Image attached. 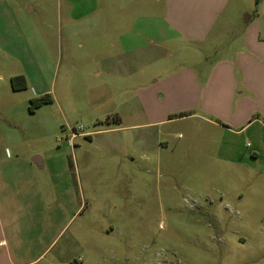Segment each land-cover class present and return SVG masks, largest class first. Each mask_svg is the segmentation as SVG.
Masks as SVG:
<instances>
[{
  "label": "rangeland",
  "instance_id": "1",
  "mask_svg": "<svg viewBox=\"0 0 264 264\" xmlns=\"http://www.w3.org/2000/svg\"><path fill=\"white\" fill-rule=\"evenodd\" d=\"M98 5L108 14L102 30L112 56L144 67L140 51L118 38L136 24L123 16L133 8ZM90 9L92 0H0V171H24L15 184L65 188L63 207L50 202L36 228L24 220L12 263L0 264H264V152L247 161L252 141L242 140L239 161L217 157L223 131L200 108L183 110L193 96L171 98L162 83L189 66L169 44L171 54L153 53L142 78L109 75L96 62L103 50L92 47L103 34H92V15L82 16ZM19 75L28 85L16 91ZM47 94L53 102L31 112L32 99ZM150 107L179 119L146 126ZM142 138L165 149L142 159ZM56 213L59 226L49 229L44 222Z\"/></svg>",
  "mask_w": 264,
  "mask_h": 264
},
{
  "label": "crops",
  "instance_id": "2",
  "mask_svg": "<svg viewBox=\"0 0 264 264\" xmlns=\"http://www.w3.org/2000/svg\"><path fill=\"white\" fill-rule=\"evenodd\" d=\"M123 2L127 9L133 8L131 13L128 10L123 16L128 20L132 15L136 18V24L118 38L126 50L140 51L144 67L131 70L128 60L123 64L122 59L112 56L110 36L106 30H102V27L106 29L108 14L102 18L98 0H92V9L83 12L82 16L86 18L92 15V34H103L104 37L102 41L92 42L93 50H103L97 64L109 75L125 81L142 78L146 69L155 62L153 53L166 51L171 54L164 47L169 44L172 50L181 52L179 56L188 59L189 66L164 78L162 83H166L167 94L171 98L184 97L187 101L190 99L187 96H193L195 101L193 99L190 102L192 106L183 110L200 108L206 115L200 117L210 126L223 131L216 154L221 161H239L242 140L252 141L253 147L246 160H259L264 152V0ZM147 37H151L148 44L144 42ZM150 46L153 48L151 52ZM199 54L207 58L199 59ZM220 54L223 57L211 63V67L202 66L208 64L211 57ZM93 55L98 58L96 52ZM200 65L202 67L198 71L195 67ZM100 75L101 72L97 74ZM158 88L162 90L160 86ZM258 112L261 116L254 118ZM148 113L149 123L146 126H158L179 119L167 116L160 118L163 111L155 107H150ZM139 126L132 125L126 129ZM136 142V151L142 159L146 151L156 152L159 156L162 148L165 149L164 143L160 147L159 140L153 143V140L145 141L142 138ZM133 157L129 155L135 161ZM7 171L10 170L0 171V259L6 257L12 263L16 246L12 242L21 238L24 220L28 222L25 223L28 229L43 225L41 214L50 202L57 210L63 207L65 188L57 185L15 184V178L24 177V171ZM29 173L32 178L36 177L34 170L31 169ZM46 222L44 224L49 229L52 227L55 230L60 219L56 213Z\"/></svg>",
  "mask_w": 264,
  "mask_h": 264
},
{
  "label": "trees",
  "instance_id": "3",
  "mask_svg": "<svg viewBox=\"0 0 264 264\" xmlns=\"http://www.w3.org/2000/svg\"><path fill=\"white\" fill-rule=\"evenodd\" d=\"M17 82H21V84L18 85ZM12 84H13L14 90L19 91V90L26 89L28 82L24 75H19V76H15L12 78ZM52 102H53V99L49 94L44 95L39 98H34L32 99L30 111L35 112V110L41 107L42 105L52 103Z\"/></svg>",
  "mask_w": 264,
  "mask_h": 264
},
{
  "label": "water",
  "instance_id": "4",
  "mask_svg": "<svg viewBox=\"0 0 264 264\" xmlns=\"http://www.w3.org/2000/svg\"><path fill=\"white\" fill-rule=\"evenodd\" d=\"M33 161L35 162V163H37V164H39V165H42V160H41V158L40 157H35L34 159H33Z\"/></svg>",
  "mask_w": 264,
  "mask_h": 264
},
{
  "label": "built area",
  "instance_id": "5",
  "mask_svg": "<svg viewBox=\"0 0 264 264\" xmlns=\"http://www.w3.org/2000/svg\"><path fill=\"white\" fill-rule=\"evenodd\" d=\"M82 129V128H81ZM80 134H78V135H76V134H74L73 136H72V138H76L77 136H79Z\"/></svg>",
  "mask_w": 264,
  "mask_h": 264
}]
</instances>
